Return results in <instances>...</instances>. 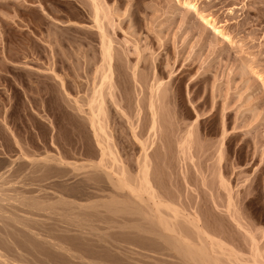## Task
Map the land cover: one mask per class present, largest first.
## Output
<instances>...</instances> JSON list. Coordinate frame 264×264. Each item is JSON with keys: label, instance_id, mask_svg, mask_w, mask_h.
I'll return each instance as SVG.
<instances>
[{"label": "rangeland", "instance_id": "1", "mask_svg": "<svg viewBox=\"0 0 264 264\" xmlns=\"http://www.w3.org/2000/svg\"><path fill=\"white\" fill-rule=\"evenodd\" d=\"M94 2L113 46V93L101 88L106 140L88 121L105 67ZM149 99L166 157L150 148ZM100 139L113 152L101 164L114 157L129 178L149 140L166 195L197 209L242 259H261L264 0H0V162H96Z\"/></svg>", "mask_w": 264, "mask_h": 264}, {"label": "bare ground", "instance_id": "2", "mask_svg": "<svg viewBox=\"0 0 264 264\" xmlns=\"http://www.w3.org/2000/svg\"><path fill=\"white\" fill-rule=\"evenodd\" d=\"M93 7L105 67L90 99L88 121L97 137L107 139L101 88L108 82V92L112 87L113 46L95 2ZM148 102L152 143L140 141L144 146L134 178L122 166L112 169L118 163L114 157L109 167L101 164L105 155H113L101 139L102 159L96 162L77 164L55 154L0 162V264H264V256L242 259L223 231L218 234L197 209H182L152 176L148 144L152 148L165 139L158 127L157 102ZM178 142L181 155L186 154L187 140ZM160 145L156 147L164 156Z\"/></svg>", "mask_w": 264, "mask_h": 264}]
</instances>
